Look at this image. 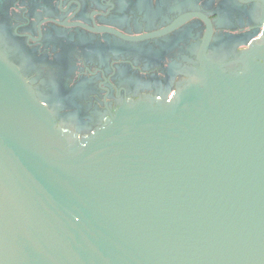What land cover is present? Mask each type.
<instances>
[{
  "label": "water",
  "instance_id": "obj_1",
  "mask_svg": "<svg viewBox=\"0 0 264 264\" xmlns=\"http://www.w3.org/2000/svg\"><path fill=\"white\" fill-rule=\"evenodd\" d=\"M81 146L0 52V264H264V36Z\"/></svg>",
  "mask_w": 264,
  "mask_h": 264
},
{
  "label": "flooded vegetation",
  "instance_id": "obj_2",
  "mask_svg": "<svg viewBox=\"0 0 264 264\" xmlns=\"http://www.w3.org/2000/svg\"><path fill=\"white\" fill-rule=\"evenodd\" d=\"M264 0H0V52L84 146L125 106H170L205 65L246 74Z\"/></svg>",
  "mask_w": 264,
  "mask_h": 264
}]
</instances>
